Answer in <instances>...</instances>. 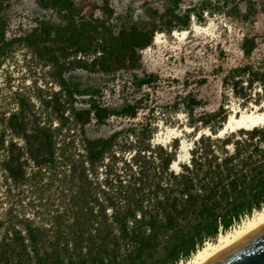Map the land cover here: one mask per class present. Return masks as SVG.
I'll return each instance as SVG.
<instances>
[{
  "label": "trees",
  "instance_id": "obj_1",
  "mask_svg": "<svg viewBox=\"0 0 264 264\" xmlns=\"http://www.w3.org/2000/svg\"><path fill=\"white\" fill-rule=\"evenodd\" d=\"M4 1L0 0V12ZM36 2L56 21L38 19L28 33L7 39L0 17V64L17 44L50 65L51 78L60 89L41 102L58 126L41 123L35 115L28 124L25 113L29 102L18 98V110L8 115L1 129L0 148L6 149L1 165L6 180L14 184L26 178L29 163L40 176L61 165L63 187L71 191L70 220L64 218L66 211L57 214L50 226H36L28 218L20 220L21 226L0 240V264H178L205 242L214 241L219 233L263 209L264 125L240 130L242 136L237 139H231L233 134L226 138L201 135L194 142L189 162L180 164L179 171L171 169L176 145L173 152L148 144L137 148L131 158H122L121 174L115 167L120 132L90 138L85 125L92 120L100 124L112 116L134 118L140 103L124 102L120 107L101 104L95 99L98 90H83L65 77L70 69L107 76L135 70L140 50L152 44L156 31L189 29L191 14L197 19L201 15L192 9L180 13L179 0H169L159 18L164 26L135 21L115 32L103 18L81 16L75 0ZM234 9L239 11L237 6ZM102 11L107 18L113 14L107 5ZM255 46L254 38L245 37L241 49L249 56ZM132 79L141 89L151 85L155 75L133 74ZM228 82L233 94L244 101L250 98L247 89L259 84L258 98L264 104V72L251 66L235 68L223 78L222 86L228 87ZM82 95H89L88 107L77 109L75 97ZM198 103L193 96L185 101L188 113ZM223 111L222 105L215 114L201 116L199 123L216 135L222 124L215 126L209 119ZM70 121L82 137L78 160L68 152L74 142L71 132L75 133ZM130 131L138 138L135 129ZM6 132L12 135L9 141ZM100 170L105 175L101 181ZM67 178L70 186H65Z\"/></svg>",
  "mask_w": 264,
  "mask_h": 264
},
{
  "label": "rangeland",
  "instance_id": "obj_2",
  "mask_svg": "<svg viewBox=\"0 0 264 264\" xmlns=\"http://www.w3.org/2000/svg\"><path fill=\"white\" fill-rule=\"evenodd\" d=\"M75 1L79 5L81 16L103 18L115 32L135 21L164 26L159 18L169 5V0ZM106 5L113 10L110 18L102 11ZM178 6L180 13L192 9L196 12L194 14L201 15V19L191 14L189 29L175 28L169 33L161 32L163 35L159 42L156 43L153 39L150 46L140 50V62L135 70H120L110 76L82 69H70L65 73L67 80L77 82L81 89L91 92L98 90L99 94H96L95 99L101 104L120 107L124 102L140 103L134 118L112 116L103 123L92 120L85 125L86 135L90 138L108 137L113 132H120L115 148L119 155L115 167L121 174H124L122 158H131L137 148L143 149L151 144L174 152L172 148L176 145L175 156L178 158L182 139L191 143V152L195 147L194 142L201 135H212L216 138L211 132L203 133L208 128L199 123V120L205 114H215L222 105L223 113L209 119L215 126L218 123L223 125L226 121L224 116L227 119L235 108L249 110L256 105L260 110H264V104L258 98V93L261 92L259 84L254 83L247 89L250 98L246 101L233 94L231 82H228L226 88L222 86L223 78L235 68L251 66L254 70L264 72V0H179ZM235 6L239 8L238 12L234 9ZM154 11L158 13L154 14ZM245 14L247 17H244ZM0 17L5 23L7 39L28 33L36 26L38 19L56 21L50 11L38 6L36 0H5ZM195 24L206 30L193 29ZM183 30H188V33L181 36L173 34L174 31ZM158 32L160 31H156L154 36ZM245 37L254 38L256 42L249 56L241 49ZM50 72V65L36 58L23 45L15 44L2 58L0 133L4 120L11 112L18 110L17 99L20 97L29 102V112L25 113L28 124L35 115L41 123L53 128L58 126L57 120L49 117L41 102L42 98H49L52 92L60 89L51 78ZM133 74L140 77L154 74L155 79L151 85L137 89L132 79ZM192 96L199 103L193 106V112L190 114L184 102ZM87 100L89 95L76 96L73 105L77 109L87 108ZM150 123L151 126L148 125ZM193 124H196V127ZM146 125L148 129L145 128ZM70 128L74 129L75 133L71 132L74 142L68 146V152L78 160L82 137L77 127H72L71 124ZM167 128L178 129L180 136L171 137L165 142ZM132 129L138 132V138L132 135ZM239 131L227 133L219 138L233 134L231 139H237L242 136ZM199 132L202 134L198 135ZM65 134L62 133L61 139H64ZM4 135L6 141L12 139L10 133L6 132ZM15 141L23 145L22 140ZM227 149L233 151L231 145H228ZM5 154L6 149L0 148V240L9 238L8 232L21 226L20 220L24 218H28L36 226H50L57 214L66 211L64 218L70 220L71 191L63 187V177L59 174L61 165L58 164L56 171L40 176L36 173V168L29 163L26 165V178L14 184L6 180L1 165ZM189 160L180 162L175 171H179L180 164L188 163ZM104 176V171L100 170V181ZM67 181L65 186H70L69 178ZM248 217L250 216L244 217L227 231L237 227ZM216 240L217 237L214 241L207 242L214 243Z\"/></svg>",
  "mask_w": 264,
  "mask_h": 264
},
{
  "label": "bare ground",
  "instance_id": "obj_3",
  "mask_svg": "<svg viewBox=\"0 0 264 264\" xmlns=\"http://www.w3.org/2000/svg\"><path fill=\"white\" fill-rule=\"evenodd\" d=\"M195 30H206L197 24L193 26ZM188 30H183L181 32L174 31V35H186ZM163 33L158 32L154 36V42H159ZM264 125V110H260L258 106L253 105L251 109L238 110L233 109L226 121L223 123L222 127L218 130L216 137H223L227 133H233L238 130H252L256 127H261ZM187 130V129H186ZM203 133L211 134L209 129L203 131ZM180 131L176 128H167L165 142L171 137L177 138L180 136ZM202 133L199 132L198 135ZM181 153L178 158L173 160L171 163V169L177 170L179 168V163L190 158L191 143H186L184 139L180 141ZM264 222V208L260 211L255 212L252 216L244 220L240 225L227 231L225 233H220L217 236L216 242H206L203 247L199 248L192 257L187 262H181L179 264H201L208 257L218 252L240 236L244 235L248 231L252 230L256 226Z\"/></svg>",
  "mask_w": 264,
  "mask_h": 264
},
{
  "label": "water",
  "instance_id": "obj_4",
  "mask_svg": "<svg viewBox=\"0 0 264 264\" xmlns=\"http://www.w3.org/2000/svg\"><path fill=\"white\" fill-rule=\"evenodd\" d=\"M201 264H264V222L211 255Z\"/></svg>",
  "mask_w": 264,
  "mask_h": 264
},
{
  "label": "built area",
  "instance_id": "obj_5",
  "mask_svg": "<svg viewBox=\"0 0 264 264\" xmlns=\"http://www.w3.org/2000/svg\"><path fill=\"white\" fill-rule=\"evenodd\" d=\"M260 91H261V89H260Z\"/></svg>",
  "mask_w": 264,
  "mask_h": 264
}]
</instances>
